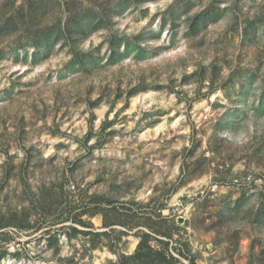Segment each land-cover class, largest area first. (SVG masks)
Masks as SVG:
<instances>
[{"label":"rangeland","instance_id":"1","mask_svg":"<svg viewBox=\"0 0 264 264\" xmlns=\"http://www.w3.org/2000/svg\"><path fill=\"white\" fill-rule=\"evenodd\" d=\"M144 234L264 264V0H0V264H141Z\"/></svg>","mask_w":264,"mask_h":264},{"label":"trees","instance_id":"2","mask_svg":"<svg viewBox=\"0 0 264 264\" xmlns=\"http://www.w3.org/2000/svg\"><path fill=\"white\" fill-rule=\"evenodd\" d=\"M88 16L86 15L85 21L83 20V16L82 17L78 16L77 18L69 19L65 22L64 25L65 28H63L64 31L63 33L61 32V30H57V31L55 30V32L52 33H44L40 39L43 41L44 45L46 46L53 43L54 39H57L59 37H67V39L77 37L79 39H82L85 36H87V34L90 31L95 29V25H92L94 23L92 19L94 18ZM200 21L202 24H204L205 19H201ZM193 25L194 23L191 24L192 27L191 30L194 29ZM137 44L139 43L137 42ZM110 51H111L110 59H112L113 61L120 59L124 55L123 52L119 51L118 45H116L114 42L110 46ZM72 230L74 231L72 234H75L76 232L80 231L75 227H72ZM147 236H148L147 234L143 235L141 242L137 248V251L133 255L131 256L120 255V260L122 261L131 260L133 262L141 263V264H153V260L156 256L159 259L157 260L158 262H156V264H174L170 262L172 260L174 261V257L172 255L169 256L166 255L165 251H152L151 247L146 244ZM159 241L162 243V240ZM144 247H146L147 249L142 251Z\"/></svg>","mask_w":264,"mask_h":264},{"label":"snow or ice","instance_id":"3","mask_svg":"<svg viewBox=\"0 0 264 264\" xmlns=\"http://www.w3.org/2000/svg\"><path fill=\"white\" fill-rule=\"evenodd\" d=\"M242 139V138H241Z\"/></svg>","mask_w":264,"mask_h":264}]
</instances>
